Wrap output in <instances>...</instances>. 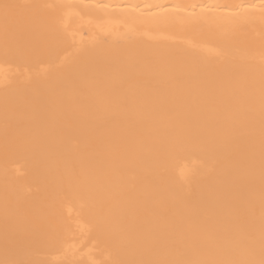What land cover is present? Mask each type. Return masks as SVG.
Masks as SVG:
<instances>
[{
  "label": "bare ground",
  "instance_id": "obj_1",
  "mask_svg": "<svg viewBox=\"0 0 264 264\" xmlns=\"http://www.w3.org/2000/svg\"><path fill=\"white\" fill-rule=\"evenodd\" d=\"M0 264H264V0H0Z\"/></svg>",
  "mask_w": 264,
  "mask_h": 264
}]
</instances>
